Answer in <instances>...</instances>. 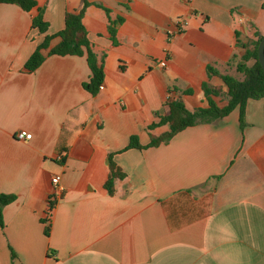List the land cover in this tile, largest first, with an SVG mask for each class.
I'll list each match as a JSON object with an SVG mask.
<instances>
[{"label": "crops", "instance_id": "crops-1", "mask_svg": "<svg viewBox=\"0 0 264 264\" xmlns=\"http://www.w3.org/2000/svg\"><path fill=\"white\" fill-rule=\"evenodd\" d=\"M36 1L0 3V192L16 195L0 264H264V98L248 100L244 123L237 106L147 147L169 129L150 125L170 100L194 110L208 106L204 82L227 89L208 66L234 73L232 58L264 35V0H88L83 22L105 73L97 94L84 87L87 52L50 53L81 0ZM40 8L45 32L33 26ZM109 16L124 18L115 38ZM178 17L187 24L172 37ZM22 129L32 138L17 139ZM134 135L143 148L128 147ZM112 162L125 174L114 194Z\"/></svg>", "mask_w": 264, "mask_h": 264}, {"label": "trees", "instance_id": "trees-1", "mask_svg": "<svg viewBox=\"0 0 264 264\" xmlns=\"http://www.w3.org/2000/svg\"><path fill=\"white\" fill-rule=\"evenodd\" d=\"M82 7L79 10L67 11L65 16V28L58 33L62 38L61 42L51 49V54L58 55H84L87 52L88 63L92 70V75L89 81L84 83V87L92 94H97L100 90V85L104 81L103 61L98 59L96 53L91 47L88 38V31L84 25L83 17L87 6L90 2L88 0H81ZM0 3H16L24 10L30 11L37 6L36 0H0ZM102 6V5H101ZM107 13L110 9L105 7ZM44 8H40V12L33 18V26L40 29V31H47L49 24L43 18ZM110 32L115 38L117 34L118 25L123 22V17L112 19L109 16ZM263 35L258 34V38L254 41L253 47L246 46V51L235 61V56L230 61V66H234V73H222L214 66H208V75H217L222 78L227 89L221 86H214L208 82L203 83V89L208 97V106L198 107L190 110L186 107L182 99H173L168 103L169 111L166 115L161 116L160 120L150 125V129L161 125H168L169 129L159 136H153L152 141L147 145L158 146L161 143L169 142L174 135L188 126H193L201 123H212L221 120L227 116L234 108L240 106L241 120L244 123V111L249 99L264 98V70L259 61L258 47ZM51 37H47L44 43L39 45L34 53L30 56L25 64L28 71L36 70L44 61L45 56L42 49L48 48ZM213 96L222 97L227 103L221 106ZM129 148L137 147L143 148L137 136H132ZM110 174L105 183L106 188L110 194L116 191V182L118 179H123L125 174L113 162L110 165ZM16 200V195L12 193L0 192V225L5 227L4 208ZM53 203V202H52ZM46 235L50 234V224L45 229Z\"/></svg>", "mask_w": 264, "mask_h": 264}, {"label": "built area", "instance_id": "built-area-1", "mask_svg": "<svg viewBox=\"0 0 264 264\" xmlns=\"http://www.w3.org/2000/svg\"><path fill=\"white\" fill-rule=\"evenodd\" d=\"M187 24V20L185 18L182 17H178L175 21H174V30H171V36L174 37L176 34L182 32L183 27ZM160 64L165 67L167 65L166 61H161ZM104 86L103 84L100 85V88L102 89ZM32 133L26 131V130H19L16 133V138L19 140H26V139H31L32 138ZM61 180V175H55L52 178V182L54 185L59 184Z\"/></svg>", "mask_w": 264, "mask_h": 264}, {"label": "water", "instance_id": "water-1", "mask_svg": "<svg viewBox=\"0 0 264 264\" xmlns=\"http://www.w3.org/2000/svg\"><path fill=\"white\" fill-rule=\"evenodd\" d=\"M258 55H259V61L261 63V66L264 70V35L260 41L259 47H258Z\"/></svg>", "mask_w": 264, "mask_h": 264}]
</instances>
